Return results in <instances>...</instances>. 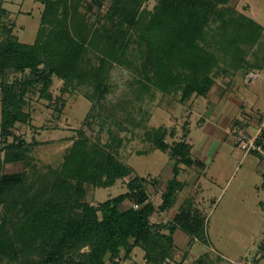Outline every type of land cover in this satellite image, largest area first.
<instances>
[{"label":"trees","instance_id":"trees-1","mask_svg":"<svg viewBox=\"0 0 264 264\" xmlns=\"http://www.w3.org/2000/svg\"><path fill=\"white\" fill-rule=\"evenodd\" d=\"M68 1H43L33 43L19 39L14 23L2 21L10 11L0 2V29L5 33L0 37V264H107V257L110 264H122L121 252L129 257L138 246L145 250L147 264H172L177 222L157 223L152 216L176 204L185 185L178 178L180 164L202 165L192 158L187 140L182 137L168 144L166 126L148 132L153 147L173 161V176L157 203L151 199L146 177L136 174L132 165L109 149L112 146L91 141L84 131L66 148L58 167L37 169L31 175L3 173L8 162H28L34 147L14 129L30 121L26 109L30 94L52 99L50 87L56 78L64 81L62 91L89 87L85 94L93 105L87 120L96 117L97 101L106 99L112 87L109 64L122 63L135 43L140 47L132 55L139 57L135 66L143 86H157L167 93L179 90L180 100L188 103L206 97L219 70H225L222 64L232 70L263 68L264 57L255 55L250 61L245 50L261 36L264 25L238 12L230 0H157L154 10L144 7L148 0H111L107 16L114 23L102 24L104 30L88 36L78 23L77 8L71 11ZM104 1L93 0L89 10ZM61 4L65 5L62 17ZM92 56L97 62L91 61ZM11 72L21 77L10 79ZM58 98L62 108L66 100L62 95ZM260 138L264 139L263 130ZM127 177L126 192L97 205L80 199L87 185L111 187ZM156 182L159 179L154 177ZM179 219L185 230L196 231L209 245L190 210ZM195 264L211 263L201 257Z\"/></svg>","mask_w":264,"mask_h":264},{"label":"rangeland","instance_id":"rangeland-1","mask_svg":"<svg viewBox=\"0 0 264 264\" xmlns=\"http://www.w3.org/2000/svg\"><path fill=\"white\" fill-rule=\"evenodd\" d=\"M43 1L0 0L10 11L2 16V21L7 25L14 23V32L21 41L35 42L45 8ZM157 2L148 0L144 7L154 10ZM90 3L93 0L68 1L71 11L77 8L81 18L78 23L85 27L88 36L99 29L104 30L102 24L114 23L107 16L111 0H105L102 5L94 4L91 10L88 7ZM230 3L238 12L252 15L264 25V0H230ZM64 8L65 5L61 4L58 11L61 17ZM0 31V37H4L2 28ZM99 39L100 36L97 41ZM139 47L136 43L131 44L129 54L122 63L112 61L109 64L108 79L112 87L106 99L97 101L93 112L96 117L87 120L93 105L85 94L89 87H70L62 91L64 81L56 78L50 87L52 99L39 93L30 94L26 105L31 114L30 121L19 124L14 132L34 143V147L28 154V162H8L3 173L27 172L31 175L37 169L47 171L49 167H58L66 148L81 137L80 131H84L91 141L112 146L109 149L132 165L136 174L146 177L151 199L159 203L167 178L173 175V161L167 153L155 149L147 135L152 129L166 126L170 133L165 142L172 144L183 137L192 144V158H198L205 164L203 167L193 165V168L180 164V179L186 182L177 194L176 204L168 211L152 216V221L157 223L177 222V245L171 258L172 264H195L201 257L211 264H264V176L260 172L264 157L240 148L232 132L223 135L219 131V115L227 108L228 102L225 96L218 101L214 99L221 91L227 93L233 90L243 99L245 110L251 109L252 105L260 117H257L255 125L254 120H244L241 117L244 113L239 111L236 113L239 121L230 126H245L253 136L259 129L264 131V66L262 69L242 67L232 70L222 64L225 70H219L215 89L209 94L214 100L197 96L188 103L180 100L179 90L167 93L157 86L151 85L150 89L143 86L140 70L135 66L139 57L132 55ZM246 47V57L250 61L255 59V55L263 58L264 30L253 44ZM97 59L92 56L91 61L97 62ZM122 68L129 70L130 79L124 78ZM254 73L257 79L249 81ZM9 77L20 78L21 74L11 72ZM59 95L66 100L62 108ZM154 177L159 179L156 184L153 183ZM127 179H119L111 187L87 185L80 199L97 205L126 192ZM186 209L203 227L209 245L201 240L196 231L183 227L179 217ZM164 231L169 232L168 229ZM124 254L123 250L122 264H147L145 250L140 246L135 247L129 257L124 258ZM107 264H110L108 257Z\"/></svg>","mask_w":264,"mask_h":264},{"label":"crops","instance_id":"crops-1","mask_svg":"<svg viewBox=\"0 0 264 264\" xmlns=\"http://www.w3.org/2000/svg\"><path fill=\"white\" fill-rule=\"evenodd\" d=\"M248 16L251 17L252 15H248ZM252 18H254V17H252ZM253 75H254L253 77L248 78L249 81H251V80L254 81L257 79V74L254 73ZM212 89L214 90L215 86ZM210 93H211V91L206 96L210 101L214 100V99H216L218 101L223 96H225V99H227V102H228L227 108H225V110L222 111V114L219 115L220 116L219 117V123H220L219 131H221V133L223 135L224 134H231V131H230L231 126L230 125L233 124L234 122L236 123L237 121H239V118L236 115V113H238L239 111L244 113L241 116V117H243L244 120H250L252 122L254 120L253 123H255V125H257V121H258L257 117L258 118L260 117V113L258 111H255L254 107L252 105H250L251 109L245 110L246 107L243 106L244 105L243 99L241 98V96L233 93V90L229 91L227 93H225V91H221L220 93L217 94V97H215L214 99H211V96L209 95ZM243 111H245V112H243ZM250 112H253L254 114H250ZM232 138H233V136H232ZM191 150H192V144H191ZM194 159H198V158H194ZM198 160H200V159H198ZM200 161L202 162L201 167H203L205 164L202 160H200ZM181 165L185 166L184 164H181ZM185 167H187V166H185ZM190 167L193 168V166H190ZM197 172L202 174V172H200V171H197ZM260 172L262 173V175H264V162H262V164H261ZM180 175H181V171H180V174L178 176L179 179H180ZM198 175H200V174H198ZM171 177H168V178H171ZM180 180L183 181L184 183L186 182L184 179H180Z\"/></svg>","mask_w":264,"mask_h":264},{"label":"built area","instance_id":"built-area-1","mask_svg":"<svg viewBox=\"0 0 264 264\" xmlns=\"http://www.w3.org/2000/svg\"><path fill=\"white\" fill-rule=\"evenodd\" d=\"M230 131L235 135V143L246 152H257L264 157V139L260 138V129L256 135L248 133L245 126H231ZM135 207H138L136 204Z\"/></svg>","mask_w":264,"mask_h":264},{"label":"clouds","instance_id":"clouds-1","mask_svg":"<svg viewBox=\"0 0 264 264\" xmlns=\"http://www.w3.org/2000/svg\"><path fill=\"white\" fill-rule=\"evenodd\" d=\"M121 71L123 72V75H124V78L125 79H130V75H129V70L128 69H125V68H122Z\"/></svg>","mask_w":264,"mask_h":264}]
</instances>
